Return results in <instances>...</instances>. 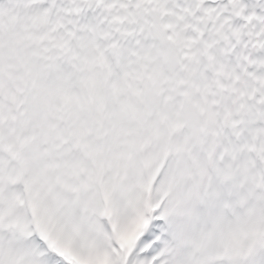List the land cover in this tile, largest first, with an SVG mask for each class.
<instances>
[{"label":"snow or ice","instance_id":"1","mask_svg":"<svg viewBox=\"0 0 264 264\" xmlns=\"http://www.w3.org/2000/svg\"><path fill=\"white\" fill-rule=\"evenodd\" d=\"M0 264H264V0H0Z\"/></svg>","mask_w":264,"mask_h":264}]
</instances>
